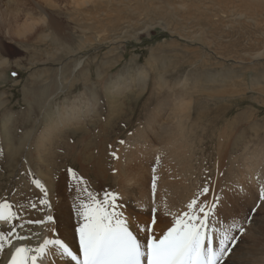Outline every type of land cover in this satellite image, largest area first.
Segmentation results:
<instances>
[{"label": "rangeland", "instance_id": "rangeland-1", "mask_svg": "<svg viewBox=\"0 0 264 264\" xmlns=\"http://www.w3.org/2000/svg\"><path fill=\"white\" fill-rule=\"evenodd\" d=\"M232 1L0 0V153L17 155L13 169L15 154L10 164V155L0 160V204L16 203L18 218L28 214L30 221L41 212L42 220L57 202L78 216L74 205L94 204L79 200L82 184L70 191L63 184L62 194L56 184L63 172L79 174L82 167L109 189L125 181L124 166L138 170L130 178L150 173L148 195H155L160 164L174 154L169 144L168 153H154L164 146L156 133L146 136L155 121L159 135L169 123L188 136L189 155L180 156L179 168L191 186L198 184L196 194L207 187L236 201L239 190L229 189L239 184L245 150L264 148V17L257 14L264 7ZM7 3L12 10L5 15ZM34 19L41 24L23 27ZM71 108L82 109L81 123L38 139ZM35 166L40 178L30 170ZM49 180L54 187L47 189ZM249 187L250 196L230 215L241 216L233 236L236 248L252 250V264H264V185ZM203 202L211 207V200Z\"/></svg>", "mask_w": 264, "mask_h": 264}, {"label": "bare ground", "instance_id": "bare-ground-1", "mask_svg": "<svg viewBox=\"0 0 264 264\" xmlns=\"http://www.w3.org/2000/svg\"><path fill=\"white\" fill-rule=\"evenodd\" d=\"M87 1L89 2L90 0H87ZM92 1H94V0H91V2ZM234 1H238V4H239V2H241V4H242L243 0H233L231 4L230 3H228V4H230V5L236 4ZM246 4H250L251 6L254 5L255 8L256 7L260 8V7H264V0H247ZM18 6H20V5H18ZM232 6L234 7L236 5H232ZM240 7L237 6L236 9H238ZM242 9H244V8H242ZM9 10L11 11L12 7H11V4L7 3L6 9L4 10L6 13L5 15H8V13H10ZM238 10H240V9H238ZM256 10H258V9H256ZM240 13H242V12H240ZM257 14L264 17V12L257 13ZM254 19H255V17H254ZM4 20L9 21L8 17H5ZM33 22H34V25L30 26L28 24V22L25 21L23 27L24 28L31 27L29 29V30H31V29H34L36 24H41V21H39L37 19H34ZM80 62H81V60L78 62V65H80ZM49 85H52V84H49ZM49 85H48V87H49ZM113 95H111L110 97L114 98V97H112ZM222 95H223V93H219V92L212 93V92H210L207 96H209L210 98H213V96L220 97ZM114 106H116V105H114ZM114 106L111 105V107H114ZM86 108H87V106H86ZM70 110L72 112L66 111L65 113L60 115L59 119H56V118L52 119L53 121L49 122L45 126L46 129L41 134V136L38 137V139L43 141L47 138H50L54 134H56V132H58V131L61 132L65 128H68V126L70 124L74 125L77 123H81V116L83 113L82 109L80 108L79 110L76 111V108H71ZM90 120H92V119H90ZM157 123L158 122L155 121V124L149 128V129H151L150 131H152V132H149V133L145 132L147 137H149L148 135H152V137H153L156 133L155 139L157 138V139L161 140L162 141L161 143L164 145L163 148H161V149H158L159 147L154 146L155 147L154 153L157 155H159L161 152H167L168 153L169 152L168 144H169L173 148L174 154L165 157L160 164V167H161V165L165 164V169L162 171V175L157 178V185L155 187L156 188V194L155 195H153V196L148 195V193L150 192V191L148 192V189H149L148 183L150 182L149 179L151 177L150 173L149 174L144 173L141 176L130 178L129 176L127 177L126 175H128L130 173H136L138 170H135V172H133L132 171L133 169L130 170L129 166L128 167L124 166L122 169L121 168L119 169V171L125 169V171H123V172L121 171L122 172L121 176L124 178L125 181L123 183H122V180H121V182L118 181L121 183V185H119V187H117V189L106 188L103 185V183H101L102 185L99 184L98 180L96 181L95 178H93L95 180H92L90 177V172L88 170H86L85 167H82V172L80 171L81 173H79V174L69 172V171L63 172L62 175L59 176L60 179L58 178L59 179V185L56 184L57 190L60 194H62L61 192H62L63 184H66V183L69 184V185L67 184L68 185V188H67L68 191L72 190L77 185L82 184V187H83L82 189L84 190L83 191L84 193L79 197L80 198L79 200L85 201L88 203H94V204L97 201H101V202H104L105 205L108 202L105 194L107 193V194H109V196L111 194H116V197H117L116 204L118 205V207L116 208V211L121 213L124 218H126L130 221L131 229L133 230L134 234H136L138 236V238L141 240V243L145 242L146 235H147L143 231L145 222H147L153 218L156 219L157 224L155 225V228L153 231L157 236H160L163 234V232H165L167 230L168 227L172 226V224L175 222L176 218L179 215H182L184 212H188L189 214L192 213L193 210L188 207V205L192 202V200H194V199L197 200L198 203H200V205L205 200H211L212 201L211 202V209L212 210L209 212L208 208H205V211L208 212V215H209V219L206 222L207 223V232H208V241H206V243L214 241L215 246L218 247V243H219V240L222 238V234L226 230L231 229L230 234L233 235L234 229L239 224L238 220L241 218L240 214H237L235 218H233L230 215H233L234 211L239 208V205H241V203L245 201L244 198H247V195L250 196V190L251 189L249 186L258 187V184H259V186L264 185V148H263V145H261L260 149H258V150H252L250 152L245 150V153L247 155H245L243 158L244 168L242 171V175L241 176L239 175L240 178H238L240 180V181H238L239 184H238V186H235L233 184L232 188L230 187V189H229V190H231V189L239 190L238 191L239 194L236 193L234 195V196L237 195L236 201H230L229 197H227L226 195H222V194H221L222 196L220 197V199H221L220 200L218 197V195H219L218 191H214L213 195H211V192L210 193L209 192L208 193L202 192L200 194H196V193L200 192L198 190V184L191 186V181H189V179L187 177V175L189 173L186 170L183 171L179 168L180 156H183L185 159L187 158V157H185V154L188 153L186 150L190 147V145L188 144V140H187L188 136H185L183 131H178V130H175L174 128H171L172 125L170 126L169 123H166L164 125L166 127L165 128L166 130L165 131L163 130L164 136L159 135V134H157L158 132H156L157 128H158L156 126ZM159 124H161V123H159ZM70 127H71V125H70ZM160 128L163 129V127H160ZM167 128H168V130H167ZM28 137H30V136H28ZM143 139H145V138H143ZM200 139H201V137H200ZM27 140H29V138ZM175 140H179V141H175ZM130 142H134V141H130ZM136 142L137 141H135V143ZM28 143H29V146L31 147V142L27 141L26 145H28ZM69 144H70V142H69ZM193 148H194V145H193ZM109 150H110V148H109ZM145 151H147L146 148H145ZM14 154L15 153H13V152H8V153L2 152V153H0V160H5L6 159L5 157L10 155L11 157L8 158L9 164H10L11 160H12V156ZM132 154H134V153H132ZM147 154H150V153L147 152ZM103 155H104V153H103ZM157 155L155 156V158L156 157L159 158V156H157ZM188 155H189V153H188ZM125 157H126V155H125ZM183 157H182V159H183ZM38 158H39L38 162H40L41 156H39ZM224 158L225 157L219 158V165L223 164ZM15 160H17L16 154H15L14 160L9 165V167H11L12 169L14 166L13 162ZM235 160L233 162H235ZM146 164H148L147 159H146ZM232 164H234V163H232ZM28 166H30V165L28 164ZM112 166H114V168L116 167L115 165H112ZM77 169H79V167ZM30 170L32 171L33 175H36L39 178L43 174V172L41 171L39 166H35L34 168L30 167ZM95 174H98V173L95 171ZM157 175L159 176V173H157ZM111 176H112V173H111ZM104 177H105V175H104ZM97 178H98V176H97ZM47 182L49 183V184H47L45 182L47 185V187H46L47 189L49 188V185H50V187H54V183L51 182V180H49ZM129 185L133 186L132 190L128 189ZM51 189H53V188H51ZM133 190H135V191H133ZM19 192H21V191H19ZM152 192H153V190H152ZM17 196L18 195H16V197ZM48 197H51V199H52V195H50ZM13 199H16V198L14 197ZM47 201H49V200H47ZM222 203L224 205H226V209L223 208ZM214 204H215V206L212 207ZM46 206H47V204H46ZM48 206L49 207H47V215L43 216L44 218H41L42 220H37L39 218V216L42 214V212H41V214L39 216L34 215V217H36L34 219V221H30V219L31 220L33 219L32 218L33 216H30V219L26 220L25 217L28 214L25 215L26 212L24 211V204H22V211L24 212V214L23 213H21V214H23L25 216H21V217L19 216L20 218H18V216H17L18 212L17 213L15 212L16 213L15 218L9 219L8 221L0 220V230L4 231V233L6 235H10V238L12 240V244L15 245L16 247L20 246V244L23 243L25 246H27L31 249H35L40 244H42L43 241L46 239H62L65 241V243H67L69 245V247L72 248V250L74 252H76L79 255L80 258H82L83 252H82V249L80 247L79 232L77 230L78 226H79L78 222L80 220V217L79 216H75V217L69 216V214H68L69 209L64 210L66 208L65 202H63V203L57 202V203H55V207H53V203H50ZM26 207H27V209H29V206H26ZM12 208H14V207H12ZM15 208H16L15 211L16 210L19 211L21 209L19 207L20 209L18 210L16 206H15ZM25 210H26V208H25ZM11 211L14 212V209L13 210L11 209ZM27 212L29 213L31 211L27 210ZM61 213H62V215H61ZM49 216H51V217L53 216L51 220H55V223L51 222L48 219ZM17 218L20 219L19 224H16L17 222L15 223ZM229 222L232 223L231 226L229 225ZM234 225L236 227H233ZM56 226L59 227L60 231L58 230L59 234H57L55 236L54 232H55V230H57ZM9 229H12L11 234L8 232ZM137 229H140V230L137 231ZM18 237H24L25 239L23 241H19ZM241 247H243V246H241ZM246 247H248V246H246ZM48 249L49 250L45 256L38 258L37 264H77V262L72 261L70 257L61 256L54 246L49 245ZM14 250H15L14 247H10L7 244V242H5V254H4V256H0V264H4L5 258L10 255V252H14ZM33 254H34V252L30 253V255H33ZM252 257H253V253L249 247L248 248H245V247L236 248V246H235V247H233L230 254H226L224 257H222L221 264H252Z\"/></svg>", "mask_w": 264, "mask_h": 264}, {"label": "snow or ice", "instance_id": "snow-or-ice-1", "mask_svg": "<svg viewBox=\"0 0 264 264\" xmlns=\"http://www.w3.org/2000/svg\"><path fill=\"white\" fill-rule=\"evenodd\" d=\"M12 75L15 76L16 73ZM36 184L43 187L39 180H36ZM203 192L208 193L209 189L205 187ZM105 195L108 201L106 205L101 201L74 205L80 217L77 230L82 258L62 239H46L35 249L23 243L16 247L12 244L10 235L0 230V256L5 254V242L15 248L5 258L4 264H37L38 258L47 254L49 245L54 246L61 256L70 257L77 264H221L222 257L231 253L237 241V237L231 235V229H228L222 234L218 247L214 241L211 244L206 243V222L209 219L208 212L205 211L207 205L201 207L194 199L188 205L193 210L192 213L184 212L179 215L172 226L160 236L153 231L157 224L156 219L145 222L143 231L147 235L145 242L141 243L131 229L130 221L116 211V194ZM40 202L48 203L47 200ZM214 206L215 204L212 207ZM11 209L12 205L7 201L0 204V220L15 218L16 213ZM211 210L209 207L208 211ZM48 219L51 220L52 217L49 216ZM8 232L11 234L12 229ZM240 232H243L242 227ZM24 239L18 237L19 241ZM33 252V255H29Z\"/></svg>", "mask_w": 264, "mask_h": 264}]
</instances>
